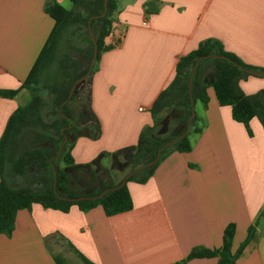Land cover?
<instances>
[{"label": "crops", "instance_id": "1", "mask_svg": "<svg viewBox=\"0 0 264 264\" xmlns=\"http://www.w3.org/2000/svg\"><path fill=\"white\" fill-rule=\"evenodd\" d=\"M54 4L70 0H0V137L9 116L29 99L20 87L51 33ZM206 38L219 40L242 62L264 67V0H116L110 31L95 70L78 80L68 107L72 162L61 160L68 186L88 193L99 180L116 184L131 166L142 128L152 125L150 107L175 74L178 58ZM213 64L203 82L207 102H194L191 148L172 150L145 182H126L132 207L106 215L101 205L67 211L32 203L18 209L10 234H0V264H174L196 247L222 245L234 224V252L253 229L234 264H264V128L257 117L236 121L211 85ZM238 84L245 94L264 91V74ZM132 165V163H131ZM103 169L106 173L102 175ZM184 264H218V256L192 257Z\"/></svg>", "mask_w": 264, "mask_h": 264}, {"label": "trees", "instance_id": "2", "mask_svg": "<svg viewBox=\"0 0 264 264\" xmlns=\"http://www.w3.org/2000/svg\"><path fill=\"white\" fill-rule=\"evenodd\" d=\"M70 2L72 8L66 9L54 4L49 10L55 20L54 27L20 85L30 90L31 94L28 101L19 105L9 116L0 137V234H10L16 211L28 208L32 203H40L44 207L61 211H67L72 204L81 210L99 204L106 215L130 209L132 200L127 181L145 182L160 160L170 151L190 150L189 132L168 145L164 144L185 131L192 112L191 101L194 103L200 100L206 104L208 97L203 82V67L206 63H212L214 67L211 85L215 96L220 104L230 105L233 119L247 125L253 117H257L264 128V91L260 89L253 94H245L238 84L240 78L251 73L264 74V67L246 64L234 53L226 51L219 40L206 38L195 49L178 58L174 77L154 99L149 109L153 123L144 126L140 131L138 144L130 152L132 165L129 171L140 164L153 161L161 148L158 158L129 175L122 184V179L116 184H105L99 180L97 186L88 193L70 188L67 173L55 165L57 156L64 162H72L67 141L58 153L62 140L74 126V116L68 102L74 96L79 78L88 70L94 44L97 53L89 74L95 70L101 51L111 47L105 43L104 38L110 31L116 0ZM76 7L78 9H75ZM103 12L104 14L100 15ZM95 21L99 22L100 26L96 36L91 38L88 37L89 27ZM72 25L76 27L75 33L78 31L81 38L84 36L86 45L71 46L67 52L62 48V38ZM200 56L203 58L196 66L190 82L191 70ZM54 67L56 74L53 73ZM18 90L19 88H0V95L12 97ZM42 91H45L46 95H43ZM172 105L183 109L185 119L182 129L176 135L163 140L154 138L151 132L157 115ZM195 119L194 114L191 126ZM67 145L68 151H65ZM32 168L37 169L36 174L31 172ZM16 178L26 180L30 184L37 182V186L18 184ZM119 184V187H114ZM102 192V195L94 197ZM233 234L234 224L229 223L224 229L222 245L219 248H193L183 260L174 264H184L192 257L210 255L218 256V264H234L241 249L252 237L253 229L251 226L248 228L246 238L234 252L230 249ZM77 253L87 264H93ZM54 259L57 264H65L60 255H56Z\"/></svg>", "mask_w": 264, "mask_h": 264}, {"label": "rangeland", "instance_id": "3", "mask_svg": "<svg viewBox=\"0 0 264 264\" xmlns=\"http://www.w3.org/2000/svg\"><path fill=\"white\" fill-rule=\"evenodd\" d=\"M72 8V5L71 7ZM75 9H78V7H76ZM100 24L99 22L95 21L92 23V25L89 27V34L88 37L94 38L97 34V30L99 28ZM74 28H76L74 25L70 26L67 30L65 35L62 38V48L63 50H66L67 52H69L71 46H79L81 47L82 45H86V41H84L83 39V35L82 38L80 36V32L76 31V33L74 32ZM212 63H206L204 65L203 68H205L206 66H210ZM55 69V67L53 68ZM56 69L53 71L54 74H56ZM29 91V95L31 94L30 90ZM43 95H46L45 91H42ZM184 117H183V109L181 107H176V106H169L168 108H165L161 113H159L156 117L155 120V124H154V128L151 132V136H153L154 138H158V139H166L170 136L176 135L177 133H179V131L182 129L183 127V123H184ZM190 128H191V122H190ZM188 133V132H187ZM69 144V143H68ZM68 145L65 148V151H68ZM61 157L57 156L55 158V165L56 166H60L61 163ZM127 161H124L122 163L117 164L114 159H112V161L110 162L109 166L110 169H116L119 170L120 168L124 167L126 164L127 166H131V161H129V159H127ZM97 170H101L100 168ZM33 174L37 173V169L36 168H32L31 171ZM102 173V175H104V173H106L103 169L100 171ZM16 182L18 184H22V185H32L33 187L37 186V182H34L33 184H30V182H27L26 180H23L21 178H16Z\"/></svg>", "mask_w": 264, "mask_h": 264}, {"label": "water", "instance_id": "4", "mask_svg": "<svg viewBox=\"0 0 264 264\" xmlns=\"http://www.w3.org/2000/svg\"><path fill=\"white\" fill-rule=\"evenodd\" d=\"M103 14H104V12L101 13L100 15H103ZM96 53H97V47H96V44H94L93 56H92V59H91V61H90V64H89L88 70H87V72H86L82 77L79 78V80L82 79V78H84L86 75L89 74V72H90V70H91V68H92V66H93V64H94V62H95ZM202 58H203L202 56L198 57L197 60H196V62L194 63L193 68H192V70H191V74H190V80H189L190 82H191V78H192L193 72H194L196 66L198 65L199 61H200ZM190 82H189V86H190ZM72 89H73V87L71 88L70 94H71V92H72ZM70 94H69L68 97H70ZM191 108H192L191 116H190L189 119H188V122H187V126H186L185 131H184L183 133H181L180 135L174 137L173 139L167 141V142L164 144V146H165V145H168V144L174 142L175 140H177L178 138H180V137L186 135V133L189 131V129H190V122H191V119H192V117H193V115H194V103H193V101H191ZM65 141H66V137H64V139L62 140V142H61V144H60V146H59L58 153L60 152L61 147H62V145H63V143H64ZM160 149H161V148H160ZM160 149H158V151H157V155H156V158H155L153 161H155V160L158 158V156H159V152H160ZM153 161H151V162H145V163L140 164L139 166L133 168L132 170H130V171L124 176V178L122 179L121 184H122V183L128 178L129 175H131L132 173L136 172V171L139 170L140 168H142V167H144V166H146V165L152 163ZM54 183H55V182H54ZM121 184H119V185H117V186H114V187H119ZM103 193H104V192H102V193H100L99 195L94 196V197H98V196L102 195Z\"/></svg>", "mask_w": 264, "mask_h": 264}]
</instances>
